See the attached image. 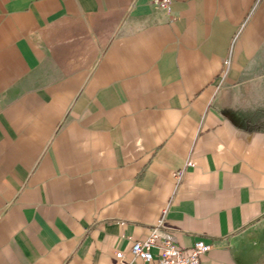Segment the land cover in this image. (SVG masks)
I'll return each instance as SVG.
<instances>
[{
    "label": "crops",
    "instance_id": "obj_1",
    "mask_svg": "<svg viewBox=\"0 0 264 264\" xmlns=\"http://www.w3.org/2000/svg\"><path fill=\"white\" fill-rule=\"evenodd\" d=\"M162 217L264 264V0H0V264H152Z\"/></svg>",
    "mask_w": 264,
    "mask_h": 264
},
{
    "label": "built area",
    "instance_id": "obj_2",
    "mask_svg": "<svg viewBox=\"0 0 264 264\" xmlns=\"http://www.w3.org/2000/svg\"><path fill=\"white\" fill-rule=\"evenodd\" d=\"M153 3L167 7L170 0H153ZM224 72L225 70L222 74ZM188 164L194 165L192 161H189ZM180 175L181 173L176 174L177 177ZM165 228V218L162 217L158 223L152 226L147 238L133 243L131 250L134 256L152 264H201V256L213 249L212 244L199 239L190 249L185 250L177 244L173 233ZM153 249L157 250V254L153 252ZM122 256L123 252L117 254L118 258Z\"/></svg>",
    "mask_w": 264,
    "mask_h": 264
}]
</instances>
